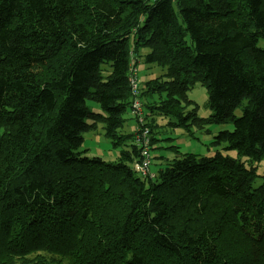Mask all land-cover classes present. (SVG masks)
Segmentation results:
<instances>
[{
    "label": "trees",
    "instance_id": "16d2710c",
    "mask_svg": "<svg viewBox=\"0 0 264 264\" xmlns=\"http://www.w3.org/2000/svg\"><path fill=\"white\" fill-rule=\"evenodd\" d=\"M261 37L264 0H0V264H264ZM143 49L165 70L135 95ZM156 115L232 122L210 145L238 157L172 145L153 172ZM100 125L116 160L83 149ZM143 127L153 175L134 169Z\"/></svg>",
    "mask_w": 264,
    "mask_h": 264
},
{
    "label": "rangeland",
    "instance_id": "374dc122",
    "mask_svg": "<svg viewBox=\"0 0 264 264\" xmlns=\"http://www.w3.org/2000/svg\"><path fill=\"white\" fill-rule=\"evenodd\" d=\"M260 46H264V38L259 39ZM144 49L141 51V56L139 61L136 64L138 71V78L141 77L143 81L149 80L150 77L160 76L163 74L165 68H162L158 64H149L144 60L143 57ZM135 59H133V62ZM103 74L107 76L112 67L110 64H103L102 66ZM144 83V82H143ZM144 88V87H143ZM142 89V83H141ZM189 98L194 100V105L198 104V115L200 117H208L213 114V110L208 107L209 93L207 86L201 82H196L194 86L188 92ZM147 98V95L143 97ZM88 104L93 109H98V103L93 100L88 101ZM187 111H192V106L188 105ZM242 108L239 107L236 109V115L240 116L242 114ZM138 117L139 121L142 119L141 112L139 109H132L126 114V121L122 127V131L125 133H130L136 128V119L133 116ZM156 123L154 125L153 135L157 139L154 148H153V165L151 167L152 171L155 172L162 161V157H173L176 155V149L171 148L172 145H178L179 150L183 152H195L203 156L214 155L216 150H221L224 154L230 155L237 158L238 153L236 150H226L224 149L225 143L216 147L210 145V142L214 137L222 130H232L234 127L232 122L225 124H210L204 129H199L192 127V131H188L187 127L173 126L170 122L174 120L166 116H155ZM190 122V121H189ZM188 122V123H189ZM144 127L140 129L137 135L144 131ZM85 140L83 144V149H88L89 156H101L106 160L113 161L116 160L119 156L120 149L114 148L111 140L106 137L102 125L97 131L86 132L84 134ZM245 159V158H244ZM155 164V165H154ZM257 172L259 174H264V159L257 163ZM153 175V173H152ZM263 181V178H257L255 185H259Z\"/></svg>",
    "mask_w": 264,
    "mask_h": 264
},
{
    "label": "built area",
    "instance_id": "2783aa9c",
    "mask_svg": "<svg viewBox=\"0 0 264 264\" xmlns=\"http://www.w3.org/2000/svg\"><path fill=\"white\" fill-rule=\"evenodd\" d=\"M134 71L135 73L131 78V83L133 87V93L135 95H138L139 94L138 84L140 82V78H138L137 70L135 69ZM139 103L140 102L138 100L134 102L135 108L139 107ZM149 142H150L149 131L147 129H144V131H141L138 134V144L141 146V155H142L141 161H137L134 163V169L142 175L152 174L150 169L152 164V153L148 148Z\"/></svg>",
    "mask_w": 264,
    "mask_h": 264
}]
</instances>
